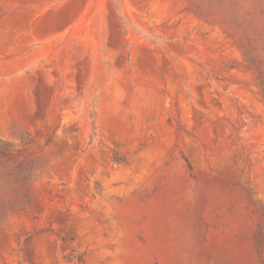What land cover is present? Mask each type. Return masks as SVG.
Wrapping results in <instances>:
<instances>
[{
  "label": "rangeland",
  "instance_id": "obj_1",
  "mask_svg": "<svg viewBox=\"0 0 264 264\" xmlns=\"http://www.w3.org/2000/svg\"><path fill=\"white\" fill-rule=\"evenodd\" d=\"M0 264H264V0H0Z\"/></svg>",
  "mask_w": 264,
  "mask_h": 264
}]
</instances>
